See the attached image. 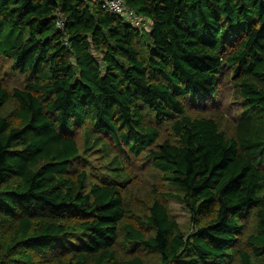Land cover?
Segmentation results:
<instances>
[{
	"label": "trees",
	"instance_id": "obj_1",
	"mask_svg": "<svg viewBox=\"0 0 264 264\" xmlns=\"http://www.w3.org/2000/svg\"><path fill=\"white\" fill-rule=\"evenodd\" d=\"M125 3L0 0V264H264V0Z\"/></svg>",
	"mask_w": 264,
	"mask_h": 264
},
{
	"label": "rangeland",
	"instance_id": "obj_2",
	"mask_svg": "<svg viewBox=\"0 0 264 264\" xmlns=\"http://www.w3.org/2000/svg\"><path fill=\"white\" fill-rule=\"evenodd\" d=\"M7 84L11 87H17L16 81L10 80L9 82H7ZM79 139L81 141L82 137H79ZM82 142H84V137ZM98 148L99 147H94L91 150L85 152L83 154V157L86 159L87 164H89V167L92 168L90 170L91 173L97 175L98 177H101L103 175L106 176L107 174H110L111 172L115 171L117 169V166L111 162L113 155H111L110 159H104V153H102L101 150L95 151V149ZM140 164V162H136L129 167V171H131V175L133 177L132 181L130 182V186H134L135 190L137 191H139V189L143 188L144 186L150 188V184H156L155 182L159 181V176L157 173H152L147 169L140 170V168L138 167ZM125 173H128V171H126ZM142 192L144 193V191ZM169 203L171 211L180 223L182 230L189 232V213L179 203H176L174 201H169Z\"/></svg>",
	"mask_w": 264,
	"mask_h": 264
},
{
	"label": "built area",
	"instance_id": "obj_3",
	"mask_svg": "<svg viewBox=\"0 0 264 264\" xmlns=\"http://www.w3.org/2000/svg\"><path fill=\"white\" fill-rule=\"evenodd\" d=\"M104 8L108 13L124 18L129 24L140 29L141 32H149L151 30L150 24L136 12L129 9L125 0H104ZM57 26L64 30V18L62 16L59 17Z\"/></svg>",
	"mask_w": 264,
	"mask_h": 264
}]
</instances>
